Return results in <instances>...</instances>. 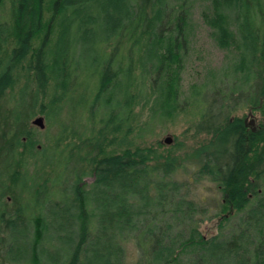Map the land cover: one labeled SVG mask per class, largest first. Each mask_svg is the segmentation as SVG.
<instances>
[{"label":"trees","instance_id":"trees-1","mask_svg":"<svg viewBox=\"0 0 264 264\" xmlns=\"http://www.w3.org/2000/svg\"><path fill=\"white\" fill-rule=\"evenodd\" d=\"M208 4L236 54L204 110V85L179 99L193 0H0L4 260L126 264L132 239L131 264H264V0ZM179 112L190 140L145 141ZM36 114L43 143L24 125ZM193 180L220 199L195 201Z\"/></svg>","mask_w":264,"mask_h":264},{"label":"rangeland","instance_id":"rangeland-1","mask_svg":"<svg viewBox=\"0 0 264 264\" xmlns=\"http://www.w3.org/2000/svg\"><path fill=\"white\" fill-rule=\"evenodd\" d=\"M210 4H208V0H193L192 6V14L190 19V28L188 35V40L186 43V47L183 55V70L181 73V81H180V101L184 100V98L189 94L192 90L193 86H202L204 85L210 91L203 93L206 97L204 98L205 104H203V109L205 110L207 107V103L209 101V97L212 96V91L214 90L218 80H219V71L224 70L225 66L231 61V59L235 55L234 46H230L231 50L219 48L211 35V27L209 26L206 19L203 17V12L211 15ZM229 15L232 17V10L226 7ZM193 100V99H191ZM190 100L191 105L193 106V102ZM4 101V100H3ZM3 101H0V134L3 132L5 128V108L7 107V103L4 104ZM203 102V103H204ZM239 106V105H238ZM194 107L188 108V113L192 112ZM27 111V110H26ZM250 109L247 106L236 107L230 115H238L245 116L246 120L251 119V113H249ZM252 117L260 118V113L257 111L252 112ZM40 116V114H36L35 116L29 118L27 121L24 120V125L27 129H31L34 132L35 137L40 141V143L45 142V128L40 129L37 126L31 124V120ZM192 115H187L182 112L176 113L175 116L171 119H167L166 122L161 124H155V130L153 134L148 135L145 138V141L150 143L160 142L164 146L166 144L163 142V138L169 135L172 137H177V141H182L185 139H191L189 137L190 132L187 131V127L189 126V120ZM252 120V119H251ZM1 143V139H0ZM189 143V142H188ZM189 144H192L189 143ZM165 148V147H163ZM3 159L0 157V167L2 166ZM193 171V170H192ZM187 172L183 170L181 174H178L177 177L182 179H186ZM189 177H193L192 174ZM87 182L91 181V178L85 179ZM192 185V190L190 195L194 197L193 199L200 204L211 203L213 199H220V194L216 189V186L209 181H200L195 182ZM14 192L10 189H6L5 198L10 197L11 199H5L6 205L4 208L7 212H13L16 209L17 200L14 196ZM213 205V201L211 203ZM208 226V229L205 230V234L212 232L215 234L217 232V226L210 222L205 221L200 225V229H205ZM1 236H5V230L1 229ZM7 241L1 244L0 246V264H15L10 263L7 260H4V251L8 249L6 247ZM124 248V261L126 264H131L137 259V250L135 247V243L132 239L123 243ZM50 252V250L48 251Z\"/></svg>","mask_w":264,"mask_h":264},{"label":"water","instance_id":"water-1","mask_svg":"<svg viewBox=\"0 0 264 264\" xmlns=\"http://www.w3.org/2000/svg\"><path fill=\"white\" fill-rule=\"evenodd\" d=\"M31 124L34 126L39 127L40 129H44L45 128V121H44V117L43 116H36L31 120ZM163 142L165 144H170L172 142V137H170L169 135H167L166 137L163 138Z\"/></svg>","mask_w":264,"mask_h":264},{"label":"flooded vegetation","instance_id":"flooded-vegetation-1","mask_svg":"<svg viewBox=\"0 0 264 264\" xmlns=\"http://www.w3.org/2000/svg\"><path fill=\"white\" fill-rule=\"evenodd\" d=\"M7 199L10 200L11 198L8 196ZM15 206H16V205H15Z\"/></svg>","mask_w":264,"mask_h":264}]
</instances>
